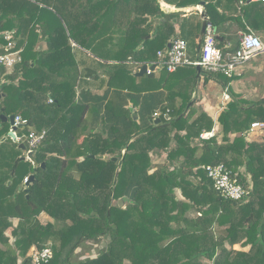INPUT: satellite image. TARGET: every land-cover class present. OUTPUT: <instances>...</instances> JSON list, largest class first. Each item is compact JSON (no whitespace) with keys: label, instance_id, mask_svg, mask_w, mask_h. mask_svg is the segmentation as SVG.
I'll list each match as a JSON object with an SVG mask.
<instances>
[{"label":"trees","instance_id":"obj_1","mask_svg":"<svg viewBox=\"0 0 264 264\" xmlns=\"http://www.w3.org/2000/svg\"><path fill=\"white\" fill-rule=\"evenodd\" d=\"M160 1L175 8L203 2L224 54L239 48L237 32L264 36V0H0V55L21 57L9 72L0 70V115L26 121L14 142L0 119V264H30L32 247L51 248L44 264H264V98L232 94L218 135L201 140L214 122L191 98L194 66L162 70L159 79L131 75L126 61L153 63L176 38L196 58L201 23L189 33L183 25L199 14L182 19L176 35L174 21L183 14L165 13ZM223 25L224 32L235 27V36L223 39ZM85 51L89 61L113 69L98 109L77 98L88 75L75 52ZM216 76L224 86L231 80ZM148 93L158 97L150 109L161 112L157 126L138 123L125 108L127 100L137 105L130 94ZM256 122L263 124L260 137L248 142ZM30 130L45 136L32 161H20L18 146ZM153 155L164 162L154 165ZM220 164L246 191L242 200L213 189L204 167ZM105 237L96 256L73 260L86 243Z\"/></svg>","mask_w":264,"mask_h":264},{"label":"crops","instance_id":"obj_2","mask_svg":"<svg viewBox=\"0 0 264 264\" xmlns=\"http://www.w3.org/2000/svg\"><path fill=\"white\" fill-rule=\"evenodd\" d=\"M160 8L165 13L168 14V13H174V12H170L169 10L175 7L166 5L160 1ZM186 8L189 9L187 10V12H177V13H182L183 15L181 19L179 17L178 21L176 20L174 21L176 35H179L180 33L179 31H180V26L182 25V19L188 18L191 12H197L199 14V20L197 21L196 19L189 18L190 21L187 24L183 25V27L185 26V30L187 31V33L193 31L195 22L196 23L200 22L202 24V20L200 17L201 8L198 6L186 7ZM161 20L162 19L156 20L155 25ZM200 30H201V25H200ZM234 32H235V27H231L229 31L224 32V25H223V27L221 28V32L219 34L222 35L223 39L224 37L232 38L233 36H235ZM241 33L242 32H237L236 36L240 37ZM216 34L218 37L217 32ZM150 37L151 35H149L147 38L149 39ZM199 37H200V32H199ZM231 42L232 40L227 42L225 47L230 49ZM199 49L200 47H198V50ZM86 56L92 58L91 54L86 51L82 53L75 52V58L80 63V71H83V74L88 75L87 78L84 77L85 78V80H83L84 82L77 89V98L80 102L90 104L91 107L98 109L102 106L101 102L106 101V99L109 97L110 91H107V81L109 79V75L110 76L113 75V69H107L109 67L103 68L101 67V65L97 64V63H100V64L102 63L100 60L98 59L95 60V58H93V60L97 61V63H94L91 60L89 61ZM252 59L248 61L247 63H250ZM155 61H157V58ZM105 63L110 66L117 64L116 61H108ZM125 63L126 64L124 65L125 67H127L126 69H128L131 75H134L136 78H142L143 76L148 75L146 73L145 75L138 76L141 68L143 66H147L148 64H144V65L135 64L134 62H131L130 60L126 61ZM242 66L239 67L236 74L231 78L227 86H224V84L218 79L216 74H212V76L211 75L208 76L207 73L206 74L205 72L203 73L201 68H200L201 70L200 73L197 75L195 89H194V92L192 93L191 98L196 99L197 101L196 107L201 108L213 120L214 127L211 131H213L214 136L218 135L219 133V126L217 123L218 116L227 107V105L231 101L232 94L240 95L243 97V99L254 102V101H257V99L253 98V96L255 95V92L259 93L261 91H264V84L258 83L259 80L257 79L258 72L259 74L260 72H262L264 65L259 66V67L254 66V65H249V64L243 67ZM88 67H91V68H88ZM180 68H184V67H180ZM161 71L162 70H159V69H154V71H151V73H153L154 79H159ZM225 88H227L228 96L230 98V100L226 103L223 101V98H222V92ZM124 93L127 94L125 91ZM161 93L163 94L165 93V91L161 90ZM130 95H132V97H134L137 100V105H134L131 100H127V105L125 108L131 111L134 117V120L138 119V123L142 125L150 124L153 121L152 119L153 113H161L160 110H155L152 113L150 112V109H152L153 105L157 103L158 97L156 94L154 93L141 94V96H136V97L133 96V94H130ZM263 98L264 97L262 96V98L260 99H263ZM89 117H90V123L92 124V126L94 127L97 124L98 125L97 130L98 131L101 130L102 127L99 126L100 119L96 117L95 115H90ZM245 137L248 142L259 139L260 137L259 130L255 129L251 132H248L245 134ZM153 158H154L153 159L154 165H161L163 163L162 157L158 155H153ZM40 218L45 220L42 217V214L40 215ZM234 249L240 250V247L234 246ZM243 250H247V248Z\"/></svg>","mask_w":264,"mask_h":264},{"label":"built area","instance_id":"obj_3","mask_svg":"<svg viewBox=\"0 0 264 264\" xmlns=\"http://www.w3.org/2000/svg\"><path fill=\"white\" fill-rule=\"evenodd\" d=\"M253 1V0H252ZM8 39V38H7ZM217 34L213 26L209 23L206 25L200 49L196 59H193L188 54V47L184 40L176 38L170 42V48L157 53V61L147 65L154 66V69L165 70L169 73L176 71L180 67L185 66H200L203 72L208 74H220L226 78H232L240 66L250 61L259 54L264 53V44L259 36L251 31L241 33L239 40V48L232 53H223L217 46ZM13 42L8 44L12 47ZM21 57L18 51L9 52L0 55V70L4 69L9 72L18 62ZM151 71L147 70V74ZM223 101L226 103L230 100L228 90L225 88L222 92ZM160 113H153L152 119H157ZM26 121L20 117L14 118L13 127L17 128L25 125ZM263 124L256 122L251 124L250 131L262 129ZM45 131L30 130L25 137L24 142L27 148V153L34 152L41 145ZM214 137L213 131L203 132L200 135L201 140H209ZM20 142L21 139L17 138ZM27 153L25 155H27ZM204 171L207 177L212 182L213 189L220 194L224 199L239 201L246 196V191L238 184L237 180L232 176L231 172L224 165L205 166ZM28 178L24 179V183ZM30 264H44L52 258L50 247H45L40 250L34 248L28 255Z\"/></svg>","mask_w":264,"mask_h":264},{"label":"water","instance_id":"obj_4","mask_svg":"<svg viewBox=\"0 0 264 264\" xmlns=\"http://www.w3.org/2000/svg\"><path fill=\"white\" fill-rule=\"evenodd\" d=\"M204 3L201 2L198 4V7H200V17H201V20H202V24H201V30H200V37H199V42H198V47H200L201 45V42H202V37H203V34H204V30L206 28V25L209 24L208 22V19H207V15L204 11ZM187 9L186 7H182V8H172L170 9L169 11L170 12H187ZM217 40H219V37H217ZM170 48V43L167 45L166 49L168 50ZM154 66H150L149 69L147 68V66H143L140 70V73L138 76H142V75H145L147 73V70L149 71H154ZM196 70L198 72V74L200 73V66H196ZM0 98H1V95H0ZM1 112H3V110H1ZM0 119H1V123H8L9 126L11 127V131L8 133V137H10L14 142H17V138L15 137L14 135V131L16 130L15 127H13L14 125V116H10V117H5L3 114L0 115ZM153 125L157 126L161 123V120L160 119H154L152 121ZM6 138H3L2 141H4ZM18 149H20L22 151L23 154H26L27 153V148L25 147V145L23 143H20L19 146H18ZM33 153L34 152H29L27 153L26 157H22L20 159V161H25V160H29V161H32V156H33ZM115 160V159H113ZM13 175V173H12ZM33 180V176H30L28 177V181H32ZM27 181V182H28ZM26 182V187L28 186L29 182L27 183ZM124 203L122 200H120L118 202V206L119 207H123Z\"/></svg>","mask_w":264,"mask_h":264},{"label":"rangeland","instance_id":"obj_5","mask_svg":"<svg viewBox=\"0 0 264 264\" xmlns=\"http://www.w3.org/2000/svg\"><path fill=\"white\" fill-rule=\"evenodd\" d=\"M262 42L264 43V36H260ZM191 45V43H190ZM190 45H189V48H190ZM235 47V41L232 40L231 42V47L230 49H233ZM194 54H198V52L196 51ZM254 65V66H263L264 65V53L260 54V55H257L256 57H254V59H252V61L250 63H245L243 66L245 65ZM242 66V67H243ZM257 79L259 80L258 83H261V84H264V68L262 70V72H258V77ZM263 87V86H262ZM262 96L264 97V91H261L259 93H256L255 92V95L253 96L254 99H260L262 98ZM3 102L0 101V106L2 105ZM2 109V108H0ZM5 138V137H4ZM3 139V138H2ZM1 139V140H2ZM24 157H26V155L24 154ZM155 157V156H154ZM154 159V158H153ZM164 162V160H163ZM42 217L47 220L46 222H48L49 224H53V221L51 218H49L48 216H46L45 214H42ZM44 225H47V224H44ZM12 241V239H10ZM108 241V238L105 237L101 240V242L99 243H93V242H88L85 244V246L81 249H79L78 251H76L75 253V257L73 260H76V261H80V260H84L86 258H89V257H94L96 256V254L98 253V251L101 249V248H105L106 246V243ZM35 247H32L29 252H28V255L29 253L31 252L32 249H34ZM239 249V248H237Z\"/></svg>","mask_w":264,"mask_h":264}]
</instances>
